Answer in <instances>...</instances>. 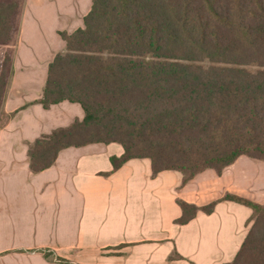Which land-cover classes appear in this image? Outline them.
I'll list each match as a JSON object with an SVG mask.
<instances>
[{"label":"trees","instance_id":"obj_1","mask_svg":"<svg viewBox=\"0 0 264 264\" xmlns=\"http://www.w3.org/2000/svg\"><path fill=\"white\" fill-rule=\"evenodd\" d=\"M23 4L0 0V45L14 41ZM61 36L66 51L50 63L39 103H78L85 116L29 145L32 172L92 143L122 145L112 171L148 158L154 175L178 171L183 186L243 155L264 161V0H93L84 27ZM12 62L7 52L0 101ZM220 201L253 210L229 264H264V204L229 193L203 207L178 199L176 222L211 214Z\"/></svg>","mask_w":264,"mask_h":264},{"label":"crops","instance_id":"obj_2","mask_svg":"<svg viewBox=\"0 0 264 264\" xmlns=\"http://www.w3.org/2000/svg\"><path fill=\"white\" fill-rule=\"evenodd\" d=\"M93 0H24L13 73L0 126V264H229L248 235L253 210L220 201L187 224L177 200L199 207L234 194L264 204V161L240 156L221 174L207 169L153 174L148 158L112 171L119 143L63 149L32 172L29 145L82 120L80 104L44 108L49 65L66 51L61 33L84 27Z\"/></svg>","mask_w":264,"mask_h":264},{"label":"rangeland","instance_id":"obj_3","mask_svg":"<svg viewBox=\"0 0 264 264\" xmlns=\"http://www.w3.org/2000/svg\"><path fill=\"white\" fill-rule=\"evenodd\" d=\"M15 41V40H14ZM14 41L9 45H0V75L2 73V63L4 60V56L7 52H10L11 54H14ZM6 72V71H5ZM7 73V72H6ZM3 99L0 101V126L5 123V121L8 119V115H6L3 111Z\"/></svg>","mask_w":264,"mask_h":264}]
</instances>
